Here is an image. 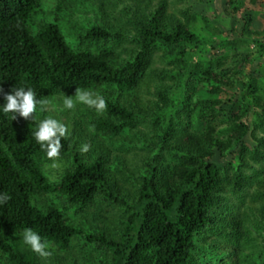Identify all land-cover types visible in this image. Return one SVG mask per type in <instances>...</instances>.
I'll use <instances>...</instances> for the list:
<instances>
[{"label":"trees","instance_id":"obj_1","mask_svg":"<svg viewBox=\"0 0 264 264\" xmlns=\"http://www.w3.org/2000/svg\"><path fill=\"white\" fill-rule=\"evenodd\" d=\"M94 1L83 46H71L60 24L77 14L76 0H56L54 16L37 19L41 0H0V194L10 196L0 203V264H264V61L253 66L264 25L214 46L218 34L193 32L196 15L168 12V0L123 5L118 25L107 15L122 0ZM223 1L232 11L242 4ZM21 86L52 110L37 104L30 120L3 113L4 93ZM140 86L153 96L146 105ZM77 87L103 96L106 110L75 101ZM56 94L73 96V115ZM61 113L68 135L49 159L36 122ZM130 147L142 151L135 164ZM245 195L247 211L237 212L228 198L242 206ZM27 227L51 256L24 243Z\"/></svg>","mask_w":264,"mask_h":264},{"label":"rangeland","instance_id":"obj_2","mask_svg":"<svg viewBox=\"0 0 264 264\" xmlns=\"http://www.w3.org/2000/svg\"><path fill=\"white\" fill-rule=\"evenodd\" d=\"M56 0H41L40 3V12H38L35 16V19H37L38 17H42L44 18L46 17H52L54 16L55 12L53 10L54 4H55ZM146 0H122L117 2L115 5V9L113 10V13L111 12L110 14L114 17L115 19L111 17L110 14L107 15V19L110 23L118 25L119 23H121V21L123 20V15L119 13V10L121 9V7L123 5H132V3L137 4L138 6L142 7L143 4H145ZM156 0H151L152 4L155 3ZM134 4L132 6H134ZM96 1L94 0H76V4L74 6H72L71 8L73 10L76 11L77 14H74L75 16L72 17H68L69 21H64L63 23L61 22L60 24V30L61 33L64 37V39L66 40V42L71 45V46H78V45H82V43H80V39H79V35H81L83 32L80 33V28L85 27V23L87 21V15H84L83 13H89L90 11H93L92 15H95L96 12ZM131 6V7H132ZM183 8H188L189 9V13L195 14L196 17L195 19L190 20L189 22V26L191 27L192 31L195 32L196 34L202 36V35H206L208 36L210 34V32L216 33L218 35H210L211 37V43L216 46L217 41L219 38H232L234 36L239 35L240 33H244L247 32L246 30L250 29V28H256V29H260L263 25H264V21H262L261 19H258V17L264 13V0H242V4L240 6V8L238 9V11H232L230 5H225L223 0H168L167 1V7L166 10L169 12H173L175 13L177 16L181 17L180 15V10H182ZM90 10V11H89ZM99 11V10H98ZM252 12L255 13V15H252ZM57 14V13H56ZM98 15V13H96ZM241 14V15H240ZM245 14H249L252 18H251V23H249L248 25H244L243 23V16ZM258 14H260L259 16H257ZM63 14L59 13V15H57L58 17H61ZM95 15V16H97ZM226 20V23L222 21ZM84 23V24H83ZM230 28H232V32L229 30ZM245 34V33H244ZM104 43V41H98L97 42V46H101V44ZM125 46H129V44H127L126 42L124 43ZM216 52V49L211 50L210 52H208V54L212 55L213 53ZM121 56H126V54H120ZM207 55V54H206ZM264 61V56L261 58H258L257 60H254V67L258 66V64H261V62ZM162 66L161 61H159L158 58V52L154 53L153 57H152V62L150 67L151 68H160ZM246 68H244L245 70ZM264 70V67H263ZM149 91H151V88L149 87ZM134 94L136 95V97L141 101V103H143V105H146L148 100H152L153 96L151 95L150 92L147 91V89H145V86H140L135 92ZM52 101L57 102L59 99L58 103H55V106H60V104L63 103V98L64 96H62V94H56L54 95ZM62 100V102H61ZM223 100V99H221ZM61 102V103H60ZM48 105H46L45 109H47V111L52 110V106L50 104V102L47 103ZM64 106V103L61 105ZM75 111V108L73 109H69L67 112L68 117H70L71 115H73V112ZM215 111V110H214ZM219 111L220 113H222V110H216ZM66 114H59L58 115V119L61 123L66 122V124H68L69 120H66ZM57 120V119H56ZM137 128L140 131H143L144 133H146V127L140 125L137 126ZM149 130V129H148ZM131 133H135V130H132ZM140 133V132H139ZM148 134V132H147ZM150 135V134H149ZM120 138L115 137L113 138L116 142V139ZM247 143L251 142V139L249 138V136H247ZM105 144L107 143L108 140H104ZM111 148V147H110ZM126 160H130L132 162V164H135V158L136 160H138V158L140 159V157L142 156V151L138 150V149H133V148H129V151L124 153ZM259 166V165H258ZM51 167L56 170L60 169V167H62V164L53 161L51 163ZM254 168L256 169V165H254ZM249 172V171H248ZM259 176V175H258ZM256 177V176H255ZM255 181V178L252 179L251 185H249L245 190V193L249 194L251 192V190L254 188V185L252 186L253 182ZM248 196H244V205L240 206V204H236V198L234 197H229L228 201L232 204H234L233 207L236 206L237 212H240V209H244L245 211H247V205L249 204L247 201ZM246 207V208H245ZM254 244H256V249L261 248L260 245H258V239L252 241L250 245L253 246ZM249 246L250 248L247 250V253L252 252V248Z\"/></svg>","mask_w":264,"mask_h":264},{"label":"clouds","instance_id":"obj_3","mask_svg":"<svg viewBox=\"0 0 264 264\" xmlns=\"http://www.w3.org/2000/svg\"><path fill=\"white\" fill-rule=\"evenodd\" d=\"M3 88L0 87V93ZM75 101L86 104L90 108H95L97 112L102 113L107 108V102L103 96L94 94L90 91L81 90L79 87L75 90ZM5 103L2 105V111L5 114L13 113L12 119L17 118V114L25 120H30L36 111L37 104L47 103L44 100H37L36 93L32 88L13 87L10 92L4 93ZM64 106L68 109L75 107L73 96L66 95L63 100ZM37 128L34 131V137L40 144L42 150L46 152L49 159L59 158L60 150L63 147L61 139L68 135L66 125L60 121L47 117L38 120ZM90 150V145L83 144L80 148L82 153ZM10 196L6 193L0 194V203H6ZM23 241L31 247V250L39 254L43 258L51 256V252L47 250L48 245L42 242L40 235L32 228L27 227L23 230Z\"/></svg>","mask_w":264,"mask_h":264}]
</instances>
